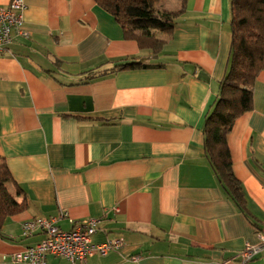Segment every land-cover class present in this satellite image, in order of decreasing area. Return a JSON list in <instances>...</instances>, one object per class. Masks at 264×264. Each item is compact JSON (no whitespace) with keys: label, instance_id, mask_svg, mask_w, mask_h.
Wrapping results in <instances>:
<instances>
[{"label":"crops","instance_id":"crops-1","mask_svg":"<svg viewBox=\"0 0 264 264\" xmlns=\"http://www.w3.org/2000/svg\"><path fill=\"white\" fill-rule=\"evenodd\" d=\"M24 3L29 36L0 55V158L9 194L26 206L0 225V264H21L11 256L43 240L24 238V223L62 212L61 230L99 219L93 243L122 242L87 264H236L264 234V71L252 111L227 135L249 218L203 156L205 115L229 56L230 0H186L172 34L158 35V55L125 39L94 0ZM124 62L146 68L108 73Z\"/></svg>","mask_w":264,"mask_h":264},{"label":"trees","instance_id":"trees-1","mask_svg":"<svg viewBox=\"0 0 264 264\" xmlns=\"http://www.w3.org/2000/svg\"><path fill=\"white\" fill-rule=\"evenodd\" d=\"M121 27L125 39L137 43L139 49L158 55L165 41L158 35L170 36L175 20L184 14L186 0H179L177 11L160 12L162 0H94ZM229 30L231 43L225 74L218 83L214 102L207 111L202 128L203 156L210 166L219 188L246 217L251 218L239 182L233 175L227 146V135L234 121L253 109V87L264 71V0H230ZM146 68L135 62L115 65L109 74ZM87 76L92 79L95 74ZM85 81V80H84ZM12 177L0 158V225L24 210L7 190Z\"/></svg>","mask_w":264,"mask_h":264},{"label":"built area","instance_id":"built-area-1","mask_svg":"<svg viewBox=\"0 0 264 264\" xmlns=\"http://www.w3.org/2000/svg\"><path fill=\"white\" fill-rule=\"evenodd\" d=\"M26 8L24 0H10L6 7L0 8V55L7 52L17 39L28 38L29 33L24 28L23 19ZM64 216V212L60 213V217ZM59 218H37L24 223L21 226L24 238L35 234H41L44 238L34 246L13 254L11 261L21 264H46V258L53 256L65 259L69 264H87L95 255L105 256L110 251H119L122 248L119 240L93 243L92 237L98 230L99 219L75 223L70 231H63L57 226ZM257 239L256 245L245 243L236 264L250 263L264 253V234L257 233Z\"/></svg>","mask_w":264,"mask_h":264},{"label":"rangeland","instance_id":"rangeland-1","mask_svg":"<svg viewBox=\"0 0 264 264\" xmlns=\"http://www.w3.org/2000/svg\"><path fill=\"white\" fill-rule=\"evenodd\" d=\"M166 2L168 3V5H169V3L171 4L170 5V10L171 11H177L178 9H179V6H180V1H178V0H166ZM175 3V4H174ZM177 3V4H176ZM178 4H179V6H178ZM156 9L157 10H160L159 8H158V6H156ZM249 264H264V257H261L260 256V258H257V260H254V261H252L251 263H249Z\"/></svg>","mask_w":264,"mask_h":264},{"label":"bare ground","instance_id":"bare-ground-1","mask_svg":"<svg viewBox=\"0 0 264 264\" xmlns=\"http://www.w3.org/2000/svg\"><path fill=\"white\" fill-rule=\"evenodd\" d=\"M50 257V256H49Z\"/></svg>","mask_w":264,"mask_h":264}]
</instances>
